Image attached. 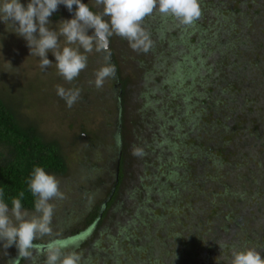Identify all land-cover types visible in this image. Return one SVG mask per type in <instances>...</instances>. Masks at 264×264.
Returning <instances> with one entry per match:
<instances>
[{
    "label": "trees",
    "instance_id": "1",
    "mask_svg": "<svg viewBox=\"0 0 264 264\" xmlns=\"http://www.w3.org/2000/svg\"><path fill=\"white\" fill-rule=\"evenodd\" d=\"M234 1L200 0L202 16L188 27L159 13L145 18L151 48L134 55V79L121 78L105 97L118 110L117 130L106 135L107 195L78 213L83 229L36 244L78 245L81 264H230L234 247L264 257V0ZM114 37L100 54L121 76L110 55L120 46ZM38 124L0 96V189L9 208L18 198L35 210L28 186L35 167L67 169L60 143L45 139ZM15 249L0 261L45 262L35 252L19 258Z\"/></svg>",
    "mask_w": 264,
    "mask_h": 264
},
{
    "label": "clouds",
    "instance_id": "2",
    "mask_svg": "<svg viewBox=\"0 0 264 264\" xmlns=\"http://www.w3.org/2000/svg\"><path fill=\"white\" fill-rule=\"evenodd\" d=\"M102 5L101 12H93L82 0H29L25 7L21 0H3L0 3V21L11 24L15 33L22 37L30 49V56L40 58V67L48 69L53 62L48 58L51 52L56 61L59 74L71 83L87 68L88 56L84 53L108 52L110 37L120 36L128 41L133 51L147 53L152 46L150 34L143 27L146 17L159 13L162 17L172 18L180 26H193L202 16L200 0H96ZM60 5L73 12L74 18L63 20L57 26L58 30L48 27L49 18ZM107 17L108 19H105ZM92 29L93 34L89 35ZM66 38L69 46L59 49V37ZM110 57H105V64L95 73V87L100 89L106 80L114 78L116 67L109 63ZM92 83V82H90ZM57 95L71 108L80 99V89H65L57 86ZM117 143H120L117 135ZM133 149V155H141ZM60 180L53 174H48L43 167H35L28 181L29 190L36 198L34 212L29 213L22 208L21 200L12 199V207L4 201V191L0 189V242L3 248L15 245L19 250V258L37 255L46 257L44 264H81L82 257L74 249L78 245L53 241L46 247L35 241L53 235V216L55 204L53 200H63L65 194L61 191ZM23 192L20 193L22 197ZM218 243V242H217ZM222 249V245L218 243ZM72 251H68L69 248ZM7 254V253H5ZM15 264V261H14ZM230 264H264L262 253L255 248H233Z\"/></svg>",
    "mask_w": 264,
    "mask_h": 264
},
{
    "label": "rangeland",
    "instance_id": "3",
    "mask_svg": "<svg viewBox=\"0 0 264 264\" xmlns=\"http://www.w3.org/2000/svg\"><path fill=\"white\" fill-rule=\"evenodd\" d=\"M86 1L94 7L103 8L102 5L96 4V0ZM237 1L233 4L239 6ZM2 2L3 0H0V3ZM21 3L26 7L29 0H21ZM58 13L61 18L56 22L52 21V16L49 18L50 29L58 30L57 25L61 21L74 18L66 6L60 5L52 15ZM143 27L147 31L144 23ZM93 31L90 29L88 34L92 35ZM182 31L184 30H180V34ZM172 38L171 41H176L174 45L181 48L180 54L186 53L184 45ZM112 40L116 45H120L117 46L119 53L115 55L118 58L116 60L119 66L122 65L123 69L127 70L126 75L132 81L135 77V72L132 71L136 63L134 55L144 54L142 51H133L128 41L120 36ZM65 46L79 47V45H68L66 38L60 36L58 50L62 51ZM79 50L88 56V65L78 78L69 83L59 74L55 57L51 52L48 53V58L53 64L46 70L42 69L40 58L30 56L27 42L15 33V28L10 23L6 25L0 21V96L16 109H21L24 117L38 122L39 130L45 139L60 143L67 165V169L60 174L47 172L60 180V188L65 198L51 201L56 206L52 222L53 235L44 237L42 241L69 237L74 234L75 229H83L84 224L80 219L82 213L80 216L78 213L87 212L97 203L102 202L107 195L106 188L101 186V177H104L105 173L106 176L109 174L108 158L112 153L111 139L106 135L117 130L118 110L105 97L108 90L116 86V82L108 79L102 88L97 89L94 84L95 73L105 64V59L95 49L90 53H84L83 48ZM177 56L178 53L173 57L177 58ZM161 80L162 76L159 82ZM152 85L154 86V83ZM57 86L66 90L79 88L80 99L69 108L57 95ZM159 88V84L153 87L155 90ZM157 170L158 172L160 170L159 163ZM110 179L112 180V175ZM159 212V208L152 211L153 215ZM15 248L13 245L5 250L3 242H0V258L6 257V251L14 252ZM3 263L0 261V264Z\"/></svg>",
    "mask_w": 264,
    "mask_h": 264
},
{
    "label": "flooded vegetation",
    "instance_id": "4",
    "mask_svg": "<svg viewBox=\"0 0 264 264\" xmlns=\"http://www.w3.org/2000/svg\"><path fill=\"white\" fill-rule=\"evenodd\" d=\"M63 7H65L64 5H62ZM66 9H67V7H66ZM74 16V15H73ZM173 19H170L169 18V21L171 22ZM182 27H184V26H182ZM175 32H176V30H175ZM179 32H180V30H179ZM178 33V32H177ZM110 55H113V54H117V53H119V51H118V47H116V50L115 51H113V52H111L110 51ZM117 57V56H116ZM127 71V70H126ZM126 71L125 70H123L121 73H122V75L120 76L119 75V73L118 72H116V75H115V78H116V80L118 81L117 82V84H116V87H117V85H121L122 84V82L120 81L121 80V78H125L126 76H128V75H126ZM120 160H118V162H119ZM107 174L105 173L104 174V177L106 178V179H108V176H106ZM137 177H138V175H137ZM106 183V182H105ZM105 185V184H104ZM44 241V240H43Z\"/></svg>",
    "mask_w": 264,
    "mask_h": 264
},
{
    "label": "water",
    "instance_id": "5",
    "mask_svg": "<svg viewBox=\"0 0 264 264\" xmlns=\"http://www.w3.org/2000/svg\"><path fill=\"white\" fill-rule=\"evenodd\" d=\"M118 174H119V169H118V171H117V176H116V181H117V182L119 181Z\"/></svg>",
    "mask_w": 264,
    "mask_h": 264
}]
</instances>
